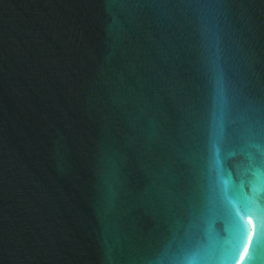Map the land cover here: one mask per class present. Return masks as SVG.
<instances>
[{"label":"water","instance_id":"95a60500","mask_svg":"<svg viewBox=\"0 0 264 264\" xmlns=\"http://www.w3.org/2000/svg\"><path fill=\"white\" fill-rule=\"evenodd\" d=\"M261 161L264 0H0V264H218Z\"/></svg>","mask_w":264,"mask_h":264},{"label":"snow or ice","instance_id":"6c2138e0","mask_svg":"<svg viewBox=\"0 0 264 264\" xmlns=\"http://www.w3.org/2000/svg\"><path fill=\"white\" fill-rule=\"evenodd\" d=\"M259 168L264 169V161L258 164ZM256 192L264 191V189H254ZM225 201L222 205V211L234 214L238 223L237 236L231 247L221 251L214 258L218 264H251L252 261H259L264 264L260 249L264 245V208L259 201L253 200L252 197L245 195L244 203L225 194ZM254 205V206H252ZM249 216V221H245L244 217ZM254 221V223H253ZM252 232L249 234V226ZM182 264H193L192 260L183 261Z\"/></svg>","mask_w":264,"mask_h":264},{"label":"clouds","instance_id":"9594fccd","mask_svg":"<svg viewBox=\"0 0 264 264\" xmlns=\"http://www.w3.org/2000/svg\"><path fill=\"white\" fill-rule=\"evenodd\" d=\"M237 264H238V262H237Z\"/></svg>","mask_w":264,"mask_h":264}]
</instances>
